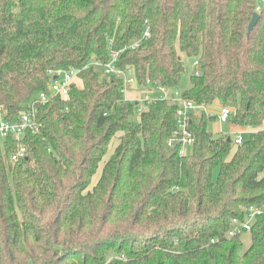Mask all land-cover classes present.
<instances>
[{"label":"trees","instance_id":"obj_1","mask_svg":"<svg viewBox=\"0 0 264 264\" xmlns=\"http://www.w3.org/2000/svg\"><path fill=\"white\" fill-rule=\"evenodd\" d=\"M257 7V0H0V108L8 120L48 90L51 70L107 63L112 50L142 39L146 22L151 37L125 50L118 67H133L141 90L149 80L199 108L189 119L194 143L181 155L180 144L169 146L178 105L126 101L123 80L98 68L84 70L68 98L38 106V131L0 139V264H264V7ZM217 103L233 109L232 128L248 133L240 146L213 132ZM21 145L26 157L15 162ZM251 208L261 214L246 249L244 232L228 233Z\"/></svg>","mask_w":264,"mask_h":264},{"label":"built area","instance_id":"obj_2","mask_svg":"<svg viewBox=\"0 0 264 264\" xmlns=\"http://www.w3.org/2000/svg\"><path fill=\"white\" fill-rule=\"evenodd\" d=\"M262 9V6L257 7V12ZM145 31L141 40L133 43L129 47H125L120 51L112 50L110 52V59L107 63H102L99 60H92L83 69L78 67H70L69 69H57L51 70L49 72L50 83L48 90L42 92L38 97L31 101L25 110V112L20 116V119L16 122L8 120L7 113L0 108V139L7 140L9 137L14 136L18 140L22 141L27 131H38L39 125L37 124L36 117L38 113L37 107L40 105H46L58 98L66 99L70 94V90L73 85H76L80 81V74L89 69L90 67L98 68L102 71L104 76H116L121 78L124 82V96L126 101H139L141 103H149L156 99H170L173 104L178 105L177 118H176V130L174 132L173 138L169 141V146L174 147L177 144L182 146L181 155L186 153V148L190 147L194 143V138L189 131V119L191 111H196L199 108L189 100L182 98L180 92H175L170 96L169 91L160 85H152V83L147 81V88L150 92L152 90H157L162 94L159 98L153 97L150 94H146L144 98L136 97L130 98L134 92L139 91L140 93L146 89L141 90L138 86V81L133 67H127L120 69L118 63L120 60V55L128 48L136 49L140 44L148 40L151 37L150 27L148 23H145ZM197 65V63H195ZM214 115L218 118L220 123H226L233 114V109L230 107L221 106L218 107L216 111H212ZM235 136L233 138V145L240 146L243 143L242 130H233ZM26 147L21 145L17 152L12 156L13 161H18L26 157ZM261 212L249 209L245 215L244 219L234 218L232 220L231 230L228 233V237H234L239 233H249L252 228V222L256 216L260 215ZM213 243L215 240L212 241Z\"/></svg>","mask_w":264,"mask_h":264},{"label":"rangeland","instance_id":"obj_3","mask_svg":"<svg viewBox=\"0 0 264 264\" xmlns=\"http://www.w3.org/2000/svg\"><path fill=\"white\" fill-rule=\"evenodd\" d=\"M257 1H258V5L259 6H263L264 7V0H257ZM186 66H187V72H186V75L183 77V87H189L190 86V76L195 71V66L192 63H189L187 61V65ZM147 91H148V89L142 91L140 93V97L141 98H144L146 94H150L151 96L156 97V98H159V96H162V94L160 92H158L157 90H152L150 92H147ZM137 96H131L130 98L131 99L132 98H136ZM219 105H221V104H218L217 103L216 106H219ZM135 119H138V117H135ZM211 126H213V123L211 124ZM234 129L235 128H232L230 126V123H228V122L227 123H223L222 131L224 130V132L228 133L230 135V137L232 138V140H233V138L235 136V133L232 131ZM120 135L121 134H118L117 135V138H116V140H114V143L112 145V149L109 151L108 155L105 157L104 161L101 163V165H100V171H99L100 173L96 177H94L92 186H94L97 183V181L99 180L101 171H102V169L104 167V164L106 163V161L109 159V157L113 153L114 148L119 144L118 137ZM243 137L247 139L248 138V133H244L243 134ZM189 151H190V148H186V152H189ZM242 240H243V242L245 244V248L247 249L251 245L250 234L249 233H244L242 235Z\"/></svg>","mask_w":264,"mask_h":264},{"label":"water","instance_id":"obj_4","mask_svg":"<svg viewBox=\"0 0 264 264\" xmlns=\"http://www.w3.org/2000/svg\"><path fill=\"white\" fill-rule=\"evenodd\" d=\"M259 20V14L258 13H255L250 24H249V27H248V30H247V34L248 36L251 34V32L253 31L254 27L256 26L257 22ZM191 63H194V59H192L190 61ZM231 141V139H229V142Z\"/></svg>","mask_w":264,"mask_h":264},{"label":"crops","instance_id":"obj_5","mask_svg":"<svg viewBox=\"0 0 264 264\" xmlns=\"http://www.w3.org/2000/svg\"><path fill=\"white\" fill-rule=\"evenodd\" d=\"M218 107H220V105L219 106H213V111H216L218 109ZM222 127H223V124L220 123L219 121H217V122L213 123L212 130L215 134H220L222 131ZM234 130L236 131L238 129H234ZM243 132L245 133V131H243Z\"/></svg>","mask_w":264,"mask_h":264}]
</instances>
